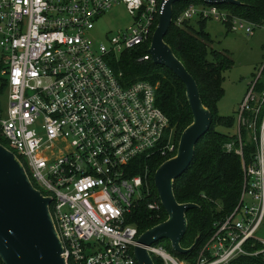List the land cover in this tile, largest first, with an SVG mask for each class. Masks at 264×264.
I'll return each mask as SVG.
<instances>
[{
  "label": "built area",
  "instance_id": "obj_1",
  "mask_svg": "<svg viewBox=\"0 0 264 264\" xmlns=\"http://www.w3.org/2000/svg\"><path fill=\"white\" fill-rule=\"evenodd\" d=\"M120 3L127 5L133 24L112 35L110 45L96 42L89 34L96 19ZM161 12L162 0H0L1 74L9 98L7 115H0V137L31 180L28 168L48 190L40 189L52 198L68 264H139L135 246L141 233L128 219L148 195L143 191L148 166L143 175L131 173L137 159L173 153L175 131L157 105V85L124 83L113 58L147 43L150 47ZM195 16L227 21L231 30L250 35L257 26L216 4H190L175 23L181 26ZM149 59V52L140 57ZM259 79L251 82L239 113L241 126L256 142V155L243 162L238 205L214 222L194 264H228L264 252V239L257 236L264 220V115L259 130L257 124L264 91L256 90ZM238 136L235 152L243 156ZM233 147L226 145L229 151ZM147 206L158 210L161 205L151 201ZM253 240L262 249H249ZM147 248L165 264H192L164 246Z\"/></svg>",
  "mask_w": 264,
  "mask_h": 264
},
{
  "label": "trees",
  "instance_id": "obj_2",
  "mask_svg": "<svg viewBox=\"0 0 264 264\" xmlns=\"http://www.w3.org/2000/svg\"><path fill=\"white\" fill-rule=\"evenodd\" d=\"M239 2L240 4H216V6L241 16L257 26H264V0H239ZM199 3L206 4L202 0L177 2L173 12V22L165 37V41L197 81L202 101L212 114L210 129L199 140L192 163L174 182L175 196L180 203L191 202L199 205L186 212L188 231L183 236L181 244L185 248L190 247L198 235H200L199 241L187 254L176 252L169 240L163 243L172 255H177L192 264L196 262L201 246L212 234L214 222L231 214L238 205L244 185L243 162L246 164L252 162L257 151L256 142L246 126H241L243 156L235 152V149L240 147L239 136L218 130L219 126L231 129L236 124L234 116H223L218 112V103L225 93L224 74L231 60L226 56V52L213 49L212 37L205 30L208 19H198L199 29L194 27L192 19L186 20L181 26L175 23L176 17L190 4ZM158 21L153 30L156 29ZM224 23L231 30L230 23L227 21ZM148 47L149 43L124 51L119 57L113 58V66L116 71L122 72V81L126 84L146 80L157 85V105L169 117L178 142L184 129L193 121L186 96V86L172 70L154 63L152 58L140 60V57L148 52ZM209 56H212L213 60H210ZM2 68L3 65L0 63V92L8 88L7 79L1 74ZM261 75L264 77V69ZM256 90L259 93L264 91V80H258ZM246 115L248 118L252 117V113ZM263 115L264 107L258 117V130ZM0 142L5 144L2 137ZM228 143H234L231 151L226 148ZM174 154L169 156L156 154L148 160L141 158L135 161L136 167L132 175H143L148 166L147 183L143 186L144 194L148 193V195L144 196L139 208L135 209L128 219L138 226L140 233L168 218L155 186L154 175L158 167ZM151 201L160 202V208L149 209L147 205ZM262 247L260 242L254 240L249 242V249L256 250ZM153 258L155 264H165L162 258L156 255H153ZM0 264H4L1 258ZM228 264H264V252L256 255H241Z\"/></svg>",
  "mask_w": 264,
  "mask_h": 264
},
{
  "label": "water",
  "instance_id": "obj_3",
  "mask_svg": "<svg viewBox=\"0 0 264 264\" xmlns=\"http://www.w3.org/2000/svg\"><path fill=\"white\" fill-rule=\"evenodd\" d=\"M179 1L183 0H162V12L148 52L154 63L172 70L184 82L193 121L182 132L176 155L164 161L155 172V186L168 218L138 237L135 256L139 264H155L147 246L161 239H168L176 252L187 254L200 238L198 235L188 248L181 244L188 231L186 212L199 205L180 203L175 196L174 182L192 163L199 140L210 129L212 114L202 101L197 81L165 41L173 22L174 5ZM202 1L240 4L239 0ZM51 200L35 186L16 153L0 142V258L4 264H68L52 215Z\"/></svg>",
  "mask_w": 264,
  "mask_h": 264
},
{
  "label": "rangeland",
  "instance_id": "obj_4",
  "mask_svg": "<svg viewBox=\"0 0 264 264\" xmlns=\"http://www.w3.org/2000/svg\"><path fill=\"white\" fill-rule=\"evenodd\" d=\"M198 5L209 6L207 3H199ZM176 7L177 3L174 8ZM199 18L200 17L195 16L191 20L196 29H199ZM132 24L133 17L127 5L125 3H120L98 17L95 21L93 30L89 34L96 42H104L110 45L112 35L120 30L126 31ZM205 30L209 32L212 37L213 49L226 52V56L231 60V64L224 74L223 86L225 93L218 103V112L223 116H234L236 118V124L231 129L219 126L218 130L238 135L239 133L241 134L242 128L239 121L241 104L250 89V84L257 78H260V81L264 80V77L261 75V69L264 65V26H255L254 33L250 35L245 30H230L223 21L209 18ZM1 55L2 48L0 47V56ZM209 59L213 60L212 56H209ZM8 104V88L6 87L0 92V115H7ZM2 140L5 143L4 145L8 147L9 144L7 140L4 137H2ZM179 141L180 138L178 142L177 139H175L176 150L168 154V156L174 153V155H176ZM24 162L26 163V160ZM28 169L33 183L43 192H48V190L32 176L30 168ZM257 236L264 239V220ZM167 240L168 239H161V241L159 240L160 243L157 241L154 245L163 246V243H167ZM173 256L178 260H183L177 255Z\"/></svg>",
  "mask_w": 264,
  "mask_h": 264
}]
</instances>
